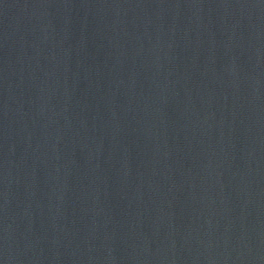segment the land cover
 <instances>
[{
	"label": "water",
	"instance_id": "water-1",
	"mask_svg": "<svg viewBox=\"0 0 264 264\" xmlns=\"http://www.w3.org/2000/svg\"><path fill=\"white\" fill-rule=\"evenodd\" d=\"M0 264H264V0H0Z\"/></svg>",
	"mask_w": 264,
	"mask_h": 264
}]
</instances>
